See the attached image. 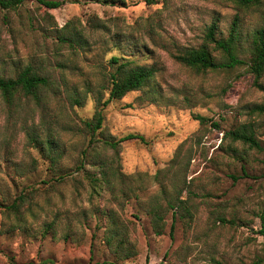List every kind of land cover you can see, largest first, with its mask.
<instances>
[{"label":"rangeland","instance_id":"374dc122","mask_svg":"<svg viewBox=\"0 0 264 264\" xmlns=\"http://www.w3.org/2000/svg\"><path fill=\"white\" fill-rule=\"evenodd\" d=\"M59 1L61 6L52 9L38 0L0 8V75L14 76L32 65L57 81L62 93L59 101L51 103L57 115L49 121L65 149L61 165L71 174L67 181L50 186L49 161L26 136L35 130L43 137L47 125L40 121L39 111L26 103L16 113L14 130L9 129L0 96V264H39L47 259L54 264H264V237L259 232L264 213V112L250 109L263 101L264 91L254 84L247 65L202 74L171 57L198 45L214 19L217 35L225 36L237 15L239 57L246 60L251 32L264 26V0L244 9L229 0H128L124 6L97 0ZM46 13L58 27L69 20L85 26L89 46L76 52L66 47L56 50L52 28H41L46 26L42 21ZM93 21L98 26L90 29L87 22ZM115 54L156 69L150 96L156 102L140 98L142 91H131L102 108L107 132L117 138L128 133L145 138L121 143L120 170L134 185H144L125 199H113L105 190L92 193L83 170L75 169L80 163L78 152L88 141L76 129L81 127L80 118L92 117L102 73L109 70L108 59ZM64 83L83 96L82 105L70 106ZM196 114L220 127L209 123L201 127L193 118ZM242 123L252 124L262 149H246L237 142L235 156L225 150L228 141L223 133ZM177 150L183 164L189 161L183 196L190 197L194 217L184 222L178 212L171 238V210L165 215L163 233L157 235L146 209L162 202L164 194L174 195L171 183L153 177L169 167ZM84 167L95 170L87 161ZM27 190L31 210L14 227L15 219L3 209ZM217 213L236 223H220L214 218ZM114 230L118 234L113 236ZM122 237L126 242L115 250ZM128 248L135 254L123 258Z\"/></svg>","mask_w":264,"mask_h":264},{"label":"trees","instance_id":"16d2710c","mask_svg":"<svg viewBox=\"0 0 264 264\" xmlns=\"http://www.w3.org/2000/svg\"><path fill=\"white\" fill-rule=\"evenodd\" d=\"M24 0H0L1 9H14ZM102 4H119L126 5L128 0H97ZM146 3H155L156 0H145ZM239 8H250L257 6L262 0H229ZM38 2L47 9L57 8L61 6L62 2L59 0H38ZM42 21L46 24L45 27H41L43 30L52 28L55 38V49H62L64 47L73 50L74 52L80 49H85L89 46L88 38L85 36L84 27H78L71 20L67 21L61 27H58L55 21H53L52 15L46 13L42 16ZM214 19L207 26L202 41L196 45L191 46L183 51H177L171 53V57L181 65L192 69L197 73H208L218 70H232L240 65H247V69L254 76V84L264 91V83L261 78H264V26L255 28L250 34L249 41V56L247 59L239 57V51L241 50V33H240V20L237 15L234 16L231 21L227 34L225 36L217 35L218 24ZM87 26L90 29H94L96 25L93 21L87 22ZM109 70L102 73V84L99 85V89L96 91L95 109L90 119H81V127H77L76 131H80L84 137L88 139L87 145L84 146L79 152V156L76 161L79 160V164L75 169L83 170L85 178L88 180L92 193H99L101 190L107 191L112 195L113 199L119 197L127 198L129 194L135 192L136 188H143L144 185L138 184L137 186L131 183V177L124 174L120 170L118 163V154L121 150V143L128 139H139L145 141V138L137 133H128L122 137H115L111 133L107 132L103 127V115L102 108L112 100H118L125 94L131 91H142L144 98L147 96L151 102H156V97L152 96L153 82L156 69L152 67H146L144 65H134L131 60H128L123 55H111L108 59ZM57 67H63L58 64ZM261 80V81H260ZM65 85V83L63 84ZM151 89V90H149ZM67 92V98L70 102V106H80L83 103V96L77 92L75 88H64ZM107 92L105 99L104 95ZM62 93L59 84L52 78L51 74H43L32 65H27L22 68L14 76L0 75V96L5 105V111L9 120V129L14 128V121L16 119V113L21 104L30 103L32 108L37 109L40 115V121L47 125L45 135H40L35 130H29L26 132V136L31 144L37 148L41 155L49 161V170L52 173V181L50 186L54 184H61L67 181L71 174L65 170L61 165L62 158L65 153L64 147L61 146L57 135L54 131L52 121H49V117H55L57 111L51 104L52 101H59V95ZM154 94V93H153ZM160 96V95H159ZM184 100H188L187 97H183ZM251 111L263 113L264 112V98L259 104L253 105ZM193 118L198 120L201 127H204L208 123L214 128H219V123L211 121L208 117L196 114ZM55 121V120H54ZM69 129V128H67ZM14 130V129H13ZM12 130V131H13ZM89 136V137H87ZM223 139L228 141L225 150L237 156V149L234 143L239 142L244 145L246 149H262L259 140L256 137L255 130L250 123H242L239 126L225 131L223 133ZM188 139H185L178 147V150L186 144ZM98 143V144H97ZM177 153L171 159L169 167L164 171H158L154 177L160 183L168 181L174 188V195L168 196L164 194L163 201L156 202L146 209L149 222L153 232L157 235L163 233L165 224V215L171 210V223L169 228V236L173 237V231L175 226L176 215L179 212V219H184V222L192 220L193 203L190 202V197L183 196V192L187 188V182L185 177V171L188 168V163H182ZM108 152H110L108 154ZM237 158V157H233ZM86 161L95 170L90 171L85 169L84 164ZM244 170V168L242 169ZM161 173V174H159ZM137 181H141V175L137 174ZM190 194V191H187ZM29 191L18 194L14 197L12 202L5 206L3 209L6 215H12L15 219V225L20 226L24 222V215L27 211L31 210V197ZM222 224H235L234 218H227L221 213H217L214 217ZM261 229L259 232L264 237V213L260 214ZM54 222L48 223L45 226H52ZM115 231V230H114ZM118 232L115 231L114 235ZM111 239H108L110 242ZM126 242V238L122 237L118 241L117 248L120 250ZM135 254L131 249H126L122 255L123 258H129ZM12 261V260H11ZM13 262V261H12ZM55 262L47 259L39 264H47ZM25 264H35L33 262ZM94 264H116L115 262H95Z\"/></svg>","mask_w":264,"mask_h":264}]
</instances>
